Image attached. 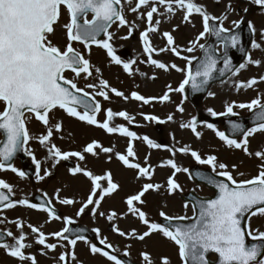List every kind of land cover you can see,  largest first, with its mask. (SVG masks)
Returning <instances> with one entry per match:
<instances>
[{
    "label": "snow or ice",
    "instance_id": "1",
    "mask_svg": "<svg viewBox=\"0 0 264 264\" xmlns=\"http://www.w3.org/2000/svg\"><path fill=\"white\" fill-rule=\"evenodd\" d=\"M131 5L133 0H125ZM219 2V0H217ZM250 3L264 8V0H250ZM156 5L165 7L167 13L174 14L176 9H181L185 12L183 17L184 22H190V17L200 15L203 20L204 31L199 34L197 40L191 41V47L184 49L189 53L199 46L204 51V56L200 59L199 67L193 71L192 61L197 60V57H182L188 62L185 79L181 82L178 88L171 89L169 92L176 91L185 92L186 86L190 85L193 91L199 92L204 89L212 78L213 73L217 71L219 60L213 55V49L205 44H199V40L205 39L208 36H213L219 43H223L225 49L229 46L236 48L240 44L241 37L239 34H230L232 30L223 26V20L220 17L210 15L205 6L195 2V0H137L134 7H131L133 13H138L139 18L146 15L147 28L140 33V39L143 42V52L147 54L152 65L162 70H169V65L152 58L153 53L171 51L176 56H181V50L173 46L175 44L174 37L169 32H164L163 36L167 39V47L157 49L152 46L149 33L159 30V20L154 22V14L159 12ZM150 8L146 13L141 12V8ZM231 5L228 8L231 9ZM62 8L70 15V22L63 25L66 29L68 43L66 48L62 50L59 46L52 43L49 36L55 33V25L58 24ZM248 9H244L246 12ZM92 14V18L88 19V14ZM227 19V15L224 16ZM119 26H128V35L121 37L128 39L135 31V22L130 23L124 15V3L122 0H0V102L4 108L0 111V170H10L18 174L21 178H27L28 174L16 168L12 161L19 152H24L32 158L36 166L37 180H44L46 176L52 173L46 171L41 175V163L36 160L34 153L27 147L29 141L33 139L28 129V121L35 118L46 127V134H40L35 139L41 145H50L48 152L55 159V163L59 164L61 160L67 161L71 157H76L80 161L85 160V154L98 156L99 151L105 154L113 153L114 149L104 147L98 141L88 143L83 151L64 152L55 144L51 143L53 129L59 132L62 131V122L50 125L49 114L55 109L64 110L69 116L75 117L80 121L86 122L88 125H94L106 130L108 133L120 132L123 136L134 140H143L151 148L160 149L167 148L172 156L177 152L180 154H190L198 164L208 165L212 173L217 177H224L225 180H216L211 176H201L199 172L195 174V178L205 180L216 190L218 194L215 198L200 200L193 202V215L191 217L184 216H168L165 212H160V216L168 223L151 222L147 214L138 206L143 205L145 201L142 197L149 191H159L161 184L146 183L142 186L141 191L131 195L126 199L128 211L137 216L142 223L147 226V231L137 234L136 229H132L130 233H125L119 227L113 230L121 237L131 236L140 241L150 237L154 233H160L168 240H171L178 246V254L181 259V264H264V231L252 229L251 219L253 217H264V163L259 165V172L251 179L237 180L232 171L228 170V165L218 162V157L208 155L202 157L201 154L189 146H183L179 149L168 148L166 145L155 143L148 136L140 137L136 132L130 131L129 128L123 125L119 127L110 126V121L115 117H122L124 120H134L127 111L114 112L112 109H107L106 119L101 122L97 119V114L101 112L102 106L96 101V96L103 97L104 100H109V91L117 97L125 100L129 97L125 96L122 91L116 88H111L108 81L101 79L99 85L89 83L87 88L95 89L99 87V91L93 93L86 91L82 87H78L75 79L68 78L65 73L71 72L75 77L84 78L93 75V66L89 59L85 58V54L73 47L74 42L84 45L88 54L93 45L106 50L107 55L117 64L122 65L123 69L132 74V65L136 63L131 61H123L120 56L116 55L115 48L112 44L114 35L109 29L116 22ZM214 22H219L216 25ZM243 21H233L236 28H239ZM249 27L255 31L253 25ZM103 36L105 38L101 39ZM253 48H261V44L253 42ZM248 63L259 67L260 60H253L251 55H248ZM223 69L220 74L231 72L233 75H238L240 69L246 67L241 64L238 69H234L232 61L225 56L223 60ZM171 69L176 71H185L179 68L176 64L170 65ZM96 73H100L99 68H95ZM155 79V77H153ZM264 82V76L252 78L248 81H241L237 88H252L258 83ZM208 95L214 96V93L209 92ZM131 98L137 101H143L144 104H149L153 100L166 102L170 100L169 94H164L161 97H145L137 92L131 93ZM234 108L248 109L252 113V123L254 126L245 127L244 124L230 121L231 130L235 133H242V139L230 138L224 131L218 130L215 124L207 123L206 127L215 131L216 136L223 141L227 147L242 149L245 154L264 161V151H249V137L254 136L257 132H264V103L262 98L257 97L249 103L235 102L227 104L226 110L216 112L209 108L207 111L212 117H227L238 115ZM183 113L184 108L179 106L177 109ZM31 114V115H30ZM144 119L149 122L166 123L173 121L174 116L169 115L167 121L161 120L155 115H145ZM198 120L193 117L190 122L182 123L181 128L190 129L199 139L202 133L197 130ZM136 152L134 146L130 143L126 149V154H116V158L127 168L138 170V177H147L149 180L154 174V169L151 166H141L140 163H133L130 158H135ZM112 159L111 155L108 160ZM148 157L145 158L147 162ZM173 170V176L167 180V191L173 194L177 190H181L180 184L175 179V173H189L190 178H194L190 169L179 166L174 159H169L166 165ZM237 166L233 165L235 169ZM70 173L75 176L83 174L89 178L93 184V189L87 198L86 202L82 203L77 215H83L85 209L92 206V214L97 213L104 216L105 213L99 211L101 202L106 197L117 192L120 185L114 181L113 174L108 171L105 175H95L92 171L81 167L79 164L70 169ZM244 176L243 172L239 173ZM100 181H106L107 186L102 187ZM7 190V194L5 191ZM99 190V195L97 191ZM14 189L11 184L3 179H0V206L4 208H14L17 205L26 206L31 209L45 211L52 219L64 220L65 227L61 231L53 232L46 235L40 228L31 224L27 225L33 233H37L36 243L44 246L49 250H56V243H47L48 237H54L58 240L67 241L72 246V251L62 253L58 260L59 264H69L70 261H76L75 246L78 240L87 241L83 235H75V238H69L68 233L83 232L84 229H73L67 225L75 224L76 221L71 217L62 218L56 213L54 207H51V201L44 204L32 203L28 199L13 200ZM59 203L63 205H72L76 201L73 199L59 198ZM135 202V203H134ZM185 208L188 204L185 203ZM117 217V213L112 211L107 219L111 222ZM173 221H191L190 223L173 224ZM4 222L0 220V223ZM16 223L21 229V234L16 236L12 231L4 232L0 230V248L6 250V253L12 258L18 259L21 264L25 261H30V264H37L36 257L29 255L25 249L31 248L32 245L27 243V236L23 233V221H11ZM97 236H100V230H94ZM5 237L11 238L12 243H9ZM100 245L111 251H106L105 248L98 247L95 243H89L90 252L92 254H100L112 264H125V261L119 258L115 253L118 251L111 243L107 242L106 237L99 239ZM215 254L217 259H211ZM124 256H129L130 253L125 251ZM141 257L145 264H153L151 254L142 252ZM161 264H170L168 257H161Z\"/></svg>",
    "mask_w": 264,
    "mask_h": 264
},
{
    "label": "rangeland",
    "instance_id": "2",
    "mask_svg": "<svg viewBox=\"0 0 264 264\" xmlns=\"http://www.w3.org/2000/svg\"><path fill=\"white\" fill-rule=\"evenodd\" d=\"M122 2L124 3V15L126 19L130 23L135 22V35H131L128 39H122L121 37L128 35L129 28L128 26L120 27L119 22L115 23L109 31L114 35L112 44L116 55L120 56L125 62L133 59L136 61L132 65V74L129 75L122 65L115 64L107 55L106 50L93 45L89 55L84 45L78 42H74L73 47L84 53L85 58L90 60L93 66V75L85 79L84 74H81V77H75L71 72L65 73L68 78L76 80L78 87L84 88L86 91L93 93V95L99 91V87L89 89L87 85L89 83L99 85L100 80L104 79L108 81L111 88H116L129 97V99L125 100L115 96L110 91L109 100L96 96V101L102 106L97 119L101 122L105 121L106 111L109 108L114 112L127 111L130 116L134 117V120H124L122 117L117 116L110 121V126L119 127L123 125L127 128L132 127V131L136 132L138 136H148L155 143L166 145L168 148L179 149L183 146H189L191 149L197 150L202 157L215 155L218 157V162L228 165V170L232 171L237 180L251 179L257 175L260 170L259 165L264 163V161L255 155L249 156L245 154L242 149L227 147L216 136L215 131L206 127V124L213 123L218 130L226 131L223 117H212L207 111L209 108L214 109L216 112H223L226 110L227 104L233 102L237 104L249 103L257 97H261L262 103H264V82L258 83L252 88H237L238 83L241 81H248L254 77L259 78L264 76V8L250 3V0H219V2L217 0H195L196 3L205 6L206 11L210 15L220 17L223 20L225 28L233 30L235 28L233 21H246L252 24L255 28V42L262 46L259 49L252 47L250 52L253 60L261 61L259 67L249 64L247 60L245 62L246 67L240 69L238 75H232L226 81L213 85L209 92L215 95H207L204 101L196 105L188 98V86H186L184 93L169 92V86L171 89L178 88L186 77L188 62L182 57L198 58L201 53L199 46H196L195 50L191 53L184 51V49L191 47L190 42L197 40L199 34L204 31L202 17L194 14L190 17V22H184L183 17L185 12L183 10L176 9L174 14H169L164 6L156 5L159 12L154 14V22L159 20L160 23L158 31L149 33L152 46L157 49L167 47V39L163 36V33L169 32L174 37L175 44L173 46L181 50V56H176L171 51L153 53L152 58L169 65V70L165 71L152 65L147 54L143 52V42L140 39V33L148 25L146 15L143 18H139L138 13L131 11V7L135 6L137 0H133L131 5L126 3L125 0H122ZM228 5L232 6L231 9L228 8ZM245 8L248 9L246 12L244 11ZM148 10L150 8L142 7L140 9L144 13ZM225 15H227V19H224ZM91 18L92 14H88V19ZM68 19L69 14L64 10L63 18L55 28V33L49 36L52 43L59 46L62 50L66 48L68 43L66 29L63 28V25L67 24ZM209 37L199 40V44H205ZM219 49L220 51L222 50L221 47ZM125 50L129 51L131 60L124 57L123 51ZM173 63L179 68L185 69V71L171 69L170 65ZM95 68H99L101 72L96 73L94 71ZM132 92H137L146 98L161 97L167 93L170 96V100L166 102L153 100L149 104H144L143 101L132 99ZM179 106L184 108L183 113L177 110ZM3 108L4 105L0 102V111ZM234 111L240 116L251 114L248 109L234 108ZM145 115H155L165 121H167L169 115H173L174 119L173 121L161 123L162 131H159V123L145 120ZM49 116L50 125L52 126L58 122H62V131L57 132L53 129V136L51 138V143L55 144L62 151H83V148L93 141H98L104 147L114 149L113 153L109 154L97 150L99 151L98 156L86 153L84 161H80L76 157H71V159L75 160L76 165L79 164L81 167L92 171L95 175H105L108 171H111L114 181L120 185V188L101 202L99 211L104 212V216H100L98 213L93 215L91 205L88 209H85L83 215L78 216L77 212L82 203L87 201L93 189V184L83 174L73 176L70 173L69 167L65 165L64 160H61L59 164L55 163V159L47 150L50 145H41L35 139L40 134H46V127L35 118H31L27 126L33 139L29 141L27 147L34 153L36 160L41 163V175L46 171H50L52 174L46 176L44 180H39L34 185L32 181L21 178L10 170H0V179L5 180L13 186L14 195L17 197L16 200L28 199L30 201L34 193L41 191L46 192L50 197L58 193L61 199L68 198L76 201L72 205L61 204L65 212L62 218L71 217L75 221H81L94 229H99L101 237H106L107 242L118 249L117 255H123L125 251H128L130 253L129 256L133 260L145 264L141 253L148 252L151 254L153 264H161V257H168L170 264H181L178 246L162 234L157 232L140 241L130 235L121 237L115 231L109 232L108 225L109 223H113L115 227L118 226L125 233H130L132 229H136L137 234L148 230L147 226L137 216L128 211L126 205V199L141 191L142 186L146 183L164 186L159 191L149 190L142 197L145 203L143 205H136L147 214L151 222L160 223L162 219L160 212H165L168 216L187 215L191 217L193 215L192 204L187 203L188 207H184L186 202L183 199V194L194 190L199 195L211 196L214 193L213 190L205 185L195 183L190 178L189 173L180 172L175 173V179L180 184L182 191L177 190L173 194H169L167 191V180L173 176L174 170L170 166L161 165H166L169 159H174L179 166L188 169L196 165L208 170H211V168L208 165L198 164L190 154H180L177 152L175 156H172L167 148H151L145 141H133L129 137L120 135L119 131L116 132L115 136V133L110 134L97 126L88 125L86 122L69 116L61 109L53 110ZM193 117L197 118V130L202 133V137L199 139L190 129L180 127L182 123L190 122ZM215 121L217 122L214 123ZM240 139L242 137L238 138V140ZM130 143L134 146L136 152V157L130 158L134 162L131 161L133 163H140L144 167L150 165L154 169V174L150 180L143 176L137 178L139 175L138 170L127 168L116 158L117 153L126 154V149ZM248 148L252 153L264 151V132H257L254 136L249 137ZM109 155L112 157L110 161L108 160ZM146 157H148L147 162L145 161ZM233 165L237 167L233 169ZM14 166L22 170L19 162H16ZM240 172H243L244 176H240ZM100 184L102 187L107 186L106 181H100ZM99 194L98 190L97 195ZM112 211L117 213V217L110 222L107 216ZM0 220L4 221L0 223V227L12 231L16 236L21 234V229L17 227L16 223H11V221H23L25 225L23 233L27 236L26 242L32 245L31 248L25 249V252L29 255L37 256V264H59V256L64 252L73 250L71 247L69 250L70 245L67 242H61L64 244V247H59L58 250H52L44 255L45 251L48 250L43 247V252L40 251L42 247L35 242L38 234L33 233L27 226L31 224L40 228L41 231L48 235L62 230L65 224L63 219L53 220L41 210L17 205L14 208H8L0 215ZM250 223L252 229L264 231V217H253ZM54 241L59 240L51 236L48 237L47 242L54 243ZM9 243H12V240ZM82 243L79 241L75 246L76 250L74 251L77 260L70 261V264H112L111 261L102 255H94L90 250H84L83 247L85 245ZM212 258L215 259L214 256ZM0 264H21V262L9 256L5 249L0 248ZM24 264H30V261H25Z\"/></svg>",
    "mask_w": 264,
    "mask_h": 264
},
{
    "label": "water",
    "instance_id": "3",
    "mask_svg": "<svg viewBox=\"0 0 264 264\" xmlns=\"http://www.w3.org/2000/svg\"><path fill=\"white\" fill-rule=\"evenodd\" d=\"M216 25H218V22H214ZM230 34H239L240 37H241V41H240V44L237 45L236 48H232L231 46H229L227 49H225L226 53H227V57L231 59L232 61V66L234 69H237L238 66L242 63L243 59L247 56L248 54V50L253 42V33H252V30L251 28L249 27V25L247 23H244V24H241L239 28H237L234 32H231ZM102 37V36H101ZM100 37V38H101ZM218 43L217 39L215 37L212 36V39L211 41L206 45V46H209L213 49V55L217 56L218 60H219V63L217 65V71L215 73H213V78L212 80L206 84L204 86V89L202 91L199 92V95L197 96V100H201L204 95L206 94L207 90H208V87L214 83L215 81H221L223 79H225L228 75L231 74V72H225L224 75H221L220 72L221 70L223 69L224 65H223V60H224V56H225V53L224 54H219V53H216L215 52V45ZM203 58V57H202ZM201 58V59H202ZM199 62L200 60L196 63V67H195V70L196 68L199 67ZM193 90V89H192ZM245 127H251L253 126V123H252V120L251 118H245ZM242 134V133H240ZM20 153V152H19ZM18 153V154H19ZM24 163L25 161H27V159H23ZM13 162V161H12ZM193 172V176L195 178V174L197 172H199L201 174V176H211L213 177L214 179L216 180H225L226 178L224 177H217L215 176L214 174L210 173V172H207V171H203L199 168H194L192 170ZM197 181L199 182H204V183H207L205 180H201L199 178H195ZM208 185H210L209 183H207ZM211 186V185H210ZM213 187V186H212ZM214 188V187H213ZM5 191V190H3ZM5 193L7 194V191H5ZM217 194H218V190H217ZM217 196V195H216ZM216 196L212 197V198H215ZM212 198H199L197 196H195L194 194H191L190 197H188L187 199L188 200H192L193 202L197 199H200V200H207V199H212ZM11 199H13V197L11 196ZM173 224H179V223H185V222H172ZM81 226L79 225H76V224H73L72 225V228L73 229H80ZM84 231L82 232V234H85V236H89L91 238H95V233L91 230L88 231L87 228L83 227ZM78 233V232H76ZM76 233H68L67 235L68 236H75ZM128 264H135V263H132L131 261H127Z\"/></svg>",
    "mask_w": 264,
    "mask_h": 264
},
{
    "label": "flooded vegetation",
    "instance_id": "4",
    "mask_svg": "<svg viewBox=\"0 0 264 264\" xmlns=\"http://www.w3.org/2000/svg\"><path fill=\"white\" fill-rule=\"evenodd\" d=\"M37 182H38V181H35V184H37ZM56 197H57V194H56L55 196L51 197V199L53 200L52 203H53L54 205H55V203H56L57 206L61 208V210H62V211H61V215H62V214H64V209H63L61 203H59V200H57ZM44 212H45V211H44Z\"/></svg>",
    "mask_w": 264,
    "mask_h": 264
}]
</instances>
